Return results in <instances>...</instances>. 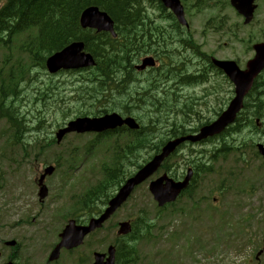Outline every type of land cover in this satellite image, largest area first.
I'll return each instance as SVG.
<instances>
[{
	"label": "rangeland",
	"instance_id": "obj_1",
	"mask_svg": "<svg viewBox=\"0 0 264 264\" xmlns=\"http://www.w3.org/2000/svg\"><path fill=\"white\" fill-rule=\"evenodd\" d=\"M181 1L189 35L205 56L183 47L176 56L181 63L177 75L173 70L163 72L166 66L159 61L157 72L137 77L142 81L150 75L152 81L161 73L174 78L200 73L208 81L190 86L181 84L179 79L162 82V88L172 87L177 96L169 93L163 98L160 90L161 102L153 100V89L147 91L148 84H135L136 93L129 103L137 99L147 107L148 102L153 103L158 110L153 122L157 131L160 128L156 139L169 132L168 125L173 121H182L183 110L191 112L185 128L198 129L213 122L233 98L232 84L216 70L207 68V57L232 60L245 69L254 56L253 46L264 43V0L256 1L258 8L249 25L231 7V0H201L200 5L197 0ZM151 12L153 18L161 19L160 12L155 9ZM27 40L28 34H23L7 39L9 47L8 42L0 44V105L6 103L8 108L12 104L17 111L15 115L24 118L28 128L20 136L23 144L14 143L17 132L4 119L0 120V264L11 256L17 264H80V259L91 264L94 253H106L113 244L118 224L140 218L153 225L150 234L135 245L140 264H264V253L260 254L264 232V160L256 147L257 143L264 144V130H256L254 125L223 140L188 145L171 159L169 174L176 180L185 175L192 163L201 164L196 168L191 192L173 206L159 213L149 192V182L162 176L164 171H160L136 190L107 224V230L88 239L77 250H63L58 261L49 263V255L60 241L59 234L71 216L82 209L83 196L104 181L108 170L122 165L129 136L122 134L107 141L96 140L93 134H69L61 143L54 141L57 132L69 121L101 105L88 98L86 73L51 76L46 69L33 67L35 62L22 51ZM11 68L14 72L32 71L30 80H21L19 95L16 92L8 99ZM18 73L12 76L14 81ZM2 81L6 83L7 94ZM261 82L264 83V76ZM166 104L168 108H164ZM131 111L139 121L147 123L150 119L147 108L139 109L133 104ZM223 142L231 149L221 153ZM111 143L118 146L112 159L107 151ZM136 155L132 164L126 162L122 179L136 172L153 153L144 151ZM56 165L59 171L46 181L49 197L41 203L35 179L47 166ZM11 241L19 246L5 245Z\"/></svg>",
	"mask_w": 264,
	"mask_h": 264
},
{
	"label": "trees",
	"instance_id": "obj_2",
	"mask_svg": "<svg viewBox=\"0 0 264 264\" xmlns=\"http://www.w3.org/2000/svg\"><path fill=\"white\" fill-rule=\"evenodd\" d=\"M0 4L3 5L0 9V44L7 43V39L28 34V40L22 46V51H25L35 62L33 67L37 66L45 69V61L48 56L61 51L76 41L84 42L86 50L94 55L96 67L80 71V73L87 74L86 79L89 83L88 98L101 106L90 110L89 114L81 116H101L112 112L133 116L131 111L133 104L137 105L139 109H149L151 115L148 122L140 121V130L131 133L134 140L126 147L125 154L127 156L136 154L137 149L139 153L150 151L151 154L155 155L170 139L187 135L196 130L185 128V125L189 123L186 117L191 112L183 110L181 113L182 121H173L168 125V127H171L169 132L164 137L156 139L158 138L157 135L160 134V128L157 131V126L153 122V118L158 113L153 103L148 102V107L141 99H137L138 101L135 103L132 102L133 104L129 103L130 100L134 99L133 93H136L134 90L135 84H148L147 91L153 89L151 90L153 92L152 98L157 102L163 100L158 98L160 90H162L163 98L168 96L169 93H172L175 98L177 96L172 87L162 88L161 86L162 82L176 78L168 77V75L163 76V73H161L150 81L148 77L157 72V70H152L149 76L140 81L134 69L135 64L148 55H153L161 60L162 64L166 66V68H163V72L168 73L173 70L177 75L178 67L181 64L176 61L178 51L172 47L171 41L175 39V35H179L184 31L176 24L174 16L158 0H0ZM91 6H97L111 16L116 23L117 38H113L107 33L98 34L81 28V14ZM153 9L160 12L161 19L159 21L152 17L151 11ZM178 39L183 44L191 42L190 39L185 40L181 36ZM12 66L15 67L16 63ZM31 71L29 74L26 70L14 72L12 68L10 69V73H8V99L16 92L15 95H19L21 80L24 78L30 80ZM16 73L18 74L16 81H14L12 76ZM180 80V83L185 85L195 83L198 79L183 77ZM5 86V81H2V89L7 94ZM262 91H264V83L259 80L256 82L245 104L244 111L235 126L221 136L222 140L228 135L241 132L243 128L250 127V125H254L255 129L258 130L254 124L257 118L264 123V99L262 95L264 93H261ZM6 107V103L0 105V116L8 118L10 127L17 132L14 136L15 141H13L14 143H20L22 141L21 133L28 131L25 119L15 115L17 111L13 110L12 104L8 108ZM168 107V104L164 106V108ZM154 111L155 113H153ZM82 113L79 112V114ZM165 124H168V120H165ZM222 145L225 151L230 148L226 142H223ZM163 169L165 172H169L168 161L163 165ZM117 171L110 174L111 180L108 181L106 186V189L108 187L107 192H105V186L101 184L85 196L86 210L94 207L93 204L96 198L107 196L108 199L114 192L111 189L120 185V180L117 178L120 175ZM140 225L138 222L134 223L131 239L139 237L141 229H147L146 224ZM148 227L150 231L152 226L148 224ZM116 246V264H134L137 259L134 245L128 244L125 240H117Z\"/></svg>",
	"mask_w": 264,
	"mask_h": 264
},
{
	"label": "water",
	"instance_id": "obj_3",
	"mask_svg": "<svg viewBox=\"0 0 264 264\" xmlns=\"http://www.w3.org/2000/svg\"><path fill=\"white\" fill-rule=\"evenodd\" d=\"M164 6L171 10L177 17L178 21L183 26H188L185 19L184 8L180 0H160ZM255 0H233L232 5L238 12L246 18L245 23L249 24L253 19V14L256 9L254 6ZM81 26L84 29H93L97 32H108L116 37L115 23L108 14L101 12L97 7H91L85 10L81 16ZM85 46L82 42L73 43L60 53L55 54L47 61V68L50 73H57L64 70H78L89 68L95 65V61L90 54L84 52ZM255 56L247 63L246 69L242 71L236 62L233 61H217L213 60L214 64L223 70L231 82L235 85V98L230 103L228 109L221 117L212 125L201 129L200 133L194 136L179 138L165 145L159 155H156L148 164L142 167L132 178L126 181L121 187L116 197L109 203V207L104 214L93 219L88 226H77L75 221H70L61 235L62 241L53 251L50 262L56 261L60 257V252L63 248L72 250L81 246L84 239L111 218V216L128 200L134 189L149 178H151L161 167L163 162L172 155L178 146L186 141L200 142L209 137L221 134L229 125L233 124L238 114L244 108V100L252 90L256 79L264 71V43L254 46ZM153 58H145L141 65L136 69L144 71L149 67H155ZM127 126L132 130H138L139 124L133 118L123 119L118 114L107 115L101 118H80L68 124L67 128L62 129L57 134L58 141L69 133H103L109 130ZM260 154L264 156V146L259 145ZM53 173V168H48L40 183L43 184L44 178ZM192 171L188 172L187 177L183 182H175L169 179L166 175L152 182L149 186L150 192L155 201L160 207H164L169 203L177 200L179 195L188 188L192 178ZM47 196V190L43 187L40 191V198L44 199ZM131 232V226L128 222L120 225L119 235H128ZM8 245V244H7ZM9 245H15L11 243ZM264 251V250H263ZM114 247L109 248L108 255L96 254L94 264H115ZM262 253V252H261ZM11 264V263H10Z\"/></svg>",
	"mask_w": 264,
	"mask_h": 264
},
{
	"label": "flooded vegetation",
	"instance_id": "obj_4",
	"mask_svg": "<svg viewBox=\"0 0 264 264\" xmlns=\"http://www.w3.org/2000/svg\"><path fill=\"white\" fill-rule=\"evenodd\" d=\"M56 168H59V166H56ZM42 173H43V171H40V173L36 177V179H35L36 184H37V179L41 176ZM37 186H38V184H37ZM81 214H83V213H81Z\"/></svg>",
	"mask_w": 264,
	"mask_h": 264
},
{
	"label": "bare ground",
	"instance_id": "obj_5",
	"mask_svg": "<svg viewBox=\"0 0 264 264\" xmlns=\"http://www.w3.org/2000/svg\"><path fill=\"white\" fill-rule=\"evenodd\" d=\"M155 6V5H154ZM160 6V5H159ZM64 15V14H63ZM170 18V17H169ZM131 27V26H130ZM144 27V26H143ZM133 31V30H132ZM100 37V36H99ZM137 41V40H136ZM115 42V41H114ZM103 43V42H102ZM125 49V48H124ZM114 51V50H113ZM128 60V59H127ZM133 61V60H132ZM130 63V62H129ZM87 72V71H86ZM263 95V94H262ZM193 153V152H192ZM200 172V171H199ZM70 194V193H69Z\"/></svg>",
	"mask_w": 264,
	"mask_h": 264
}]
</instances>
